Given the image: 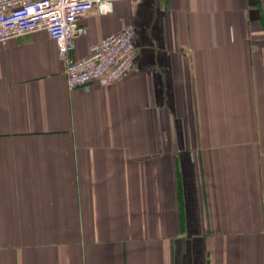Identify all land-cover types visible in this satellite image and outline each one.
I'll return each mask as SVG.
<instances>
[{
    "label": "crops",
    "instance_id": "obj_1",
    "mask_svg": "<svg viewBox=\"0 0 264 264\" xmlns=\"http://www.w3.org/2000/svg\"><path fill=\"white\" fill-rule=\"evenodd\" d=\"M134 72L71 89L40 30L0 43V264H264V0H120Z\"/></svg>",
    "mask_w": 264,
    "mask_h": 264
},
{
    "label": "built area",
    "instance_id": "obj_2",
    "mask_svg": "<svg viewBox=\"0 0 264 264\" xmlns=\"http://www.w3.org/2000/svg\"><path fill=\"white\" fill-rule=\"evenodd\" d=\"M117 1L120 0H0V43L47 31L66 62L71 89L94 82L109 86L137 70L134 26L94 43L85 57L75 59L71 53L76 39L86 33L82 19L91 11L99 15L113 13Z\"/></svg>",
    "mask_w": 264,
    "mask_h": 264
}]
</instances>
